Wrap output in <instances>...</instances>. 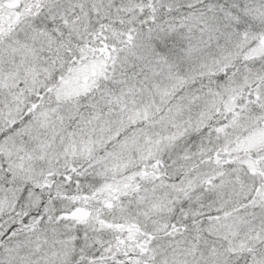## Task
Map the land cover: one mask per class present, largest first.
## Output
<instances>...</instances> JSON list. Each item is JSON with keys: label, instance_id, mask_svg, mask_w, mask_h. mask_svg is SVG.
I'll list each match as a JSON object with an SVG mask.
<instances>
[{"label": "snow or ice", "instance_id": "obj_1", "mask_svg": "<svg viewBox=\"0 0 264 264\" xmlns=\"http://www.w3.org/2000/svg\"><path fill=\"white\" fill-rule=\"evenodd\" d=\"M0 264H264V0H0Z\"/></svg>", "mask_w": 264, "mask_h": 264}]
</instances>
